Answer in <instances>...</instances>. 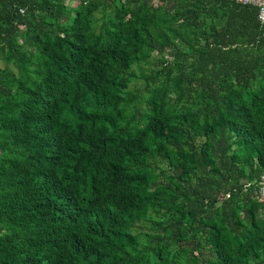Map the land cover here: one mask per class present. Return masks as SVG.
I'll return each mask as SVG.
<instances>
[{
	"label": "trees",
	"instance_id": "trees-1",
	"mask_svg": "<svg viewBox=\"0 0 264 264\" xmlns=\"http://www.w3.org/2000/svg\"><path fill=\"white\" fill-rule=\"evenodd\" d=\"M71 1L0 0V264H264L257 10Z\"/></svg>",
	"mask_w": 264,
	"mask_h": 264
},
{
	"label": "built area",
	"instance_id": "built-area-1",
	"mask_svg": "<svg viewBox=\"0 0 264 264\" xmlns=\"http://www.w3.org/2000/svg\"><path fill=\"white\" fill-rule=\"evenodd\" d=\"M238 5L251 6L257 10V17L261 25H264V0H232ZM259 201L264 203V174L259 182Z\"/></svg>",
	"mask_w": 264,
	"mask_h": 264
},
{
	"label": "rangeland",
	"instance_id": "rangeland-1",
	"mask_svg": "<svg viewBox=\"0 0 264 264\" xmlns=\"http://www.w3.org/2000/svg\"><path fill=\"white\" fill-rule=\"evenodd\" d=\"M66 2V0H64ZM75 3H72V5L75 7L77 6V1H74ZM68 3V2H67Z\"/></svg>",
	"mask_w": 264,
	"mask_h": 264
},
{
	"label": "crops",
	"instance_id": "crops-1",
	"mask_svg": "<svg viewBox=\"0 0 264 264\" xmlns=\"http://www.w3.org/2000/svg\"><path fill=\"white\" fill-rule=\"evenodd\" d=\"M70 3H71V6H73L72 3H75V2H74V0H72ZM73 7H74V6H73Z\"/></svg>",
	"mask_w": 264,
	"mask_h": 264
}]
</instances>
